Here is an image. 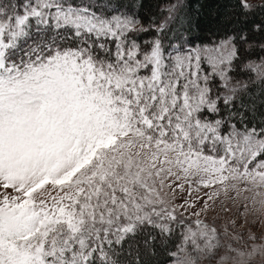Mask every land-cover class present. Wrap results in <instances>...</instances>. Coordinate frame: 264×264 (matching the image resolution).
Instances as JSON below:
<instances>
[{
    "label": "snow or ice",
    "instance_id": "snow-or-ice-1",
    "mask_svg": "<svg viewBox=\"0 0 264 264\" xmlns=\"http://www.w3.org/2000/svg\"><path fill=\"white\" fill-rule=\"evenodd\" d=\"M182 2L0 0V264H264V0Z\"/></svg>",
    "mask_w": 264,
    "mask_h": 264
},
{
    "label": "trees",
    "instance_id": "trees-1",
    "mask_svg": "<svg viewBox=\"0 0 264 264\" xmlns=\"http://www.w3.org/2000/svg\"><path fill=\"white\" fill-rule=\"evenodd\" d=\"M161 2L163 4L175 3L176 0H161ZM233 3L234 0H183L179 15L190 17L198 25L200 40L208 42L213 33L223 34L224 30L232 29L235 21ZM176 23H179V17ZM251 38L259 42L264 40V35H255ZM258 52L259 49H255V53ZM157 251H160L159 247ZM152 259H162V257Z\"/></svg>",
    "mask_w": 264,
    "mask_h": 264
},
{
    "label": "rangeland",
    "instance_id": "rangeland-1",
    "mask_svg": "<svg viewBox=\"0 0 264 264\" xmlns=\"http://www.w3.org/2000/svg\"><path fill=\"white\" fill-rule=\"evenodd\" d=\"M204 191H211V189L203 190L200 193L201 196H203ZM185 195L187 194L185 193ZM221 199H223V196H221ZM225 203L229 209L228 211H224L218 201L213 205L214 211H211L206 216H202L201 219H204L209 223H215L217 227L227 225L230 229L232 228V221L236 220L237 224L235 231L244 233L245 237H247L249 232H252L256 236H261V234L264 233V213H257L252 210L251 206H249L247 223H245V218L240 215V211L242 210H238L236 205L231 201H226ZM185 216L192 220L195 219V217H191L190 213H186Z\"/></svg>",
    "mask_w": 264,
    "mask_h": 264
}]
</instances>
